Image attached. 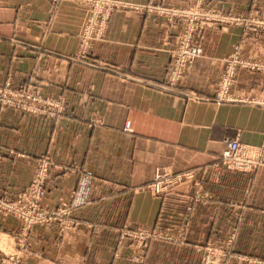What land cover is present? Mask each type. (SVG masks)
Here are the masks:
<instances>
[{
  "label": "crops",
  "instance_id": "obj_1",
  "mask_svg": "<svg viewBox=\"0 0 264 264\" xmlns=\"http://www.w3.org/2000/svg\"><path fill=\"white\" fill-rule=\"evenodd\" d=\"M103 38L78 57L85 8L71 0H0V86H27L61 98L55 118L0 109V196L14 199L34 166L55 164L43 204L72 208L71 226H33L18 244L19 224L0 216V264H190L206 245L233 237L228 264H264V165L252 173L219 164L239 134L264 140V107L215 103L224 60L239 50L264 60V31L238 24L204 31L190 72L166 85L180 24L145 11L199 5L223 16L264 18V0H115ZM264 76L240 71L231 91L253 96ZM129 123L128 132L124 127ZM264 142V141H261ZM160 172L189 174L160 196L146 186ZM125 228L170 236L144 249Z\"/></svg>",
  "mask_w": 264,
  "mask_h": 264
},
{
  "label": "built area",
  "instance_id": "obj_2",
  "mask_svg": "<svg viewBox=\"0 0 264 264\" xmlns=\"http://www.w3.org/2000/svg\"><path fill=\"white\" fill-rule=\"evenodd\" d=\"M56 2L57 0H53ZM85 8V17L78 35V57L83 58L94 41L103 38L110 15L116 10H139L115 0H71ZM145 11L152 12L158 17L165 18L172 27L180 26L177 31L174 47L170 52V63L167 68L166 85L168 88L176 87L190 72L194 61L201 57L202 48L199 40L203 38L204 31L218 26L238 24L252 28L255 32L264 31V18L236 15L223 16L214 9H206L199 5L188 10L163 8L158 5L147 6ZM240 71H248L264 76V60H250L240 55L239 50L224 60V69L216 84L212 100L222 103H247L264 107V88L253 96H242L231 91L236 84ZM64 101L61 98L43 97L31 87H11L9 84L0 86V109H12L27 114L39 115L55 119L64 114ZM129 130V123L124 127ZM264 141L257 134H239L226 142V147L220 155L219 164L226 170L252 173L264 165ZM56 166L51 158L44 156L38 158L34 166L33 175L27 188L20 192L16 198L8 199L0 196V216L13 218L19 224L18 244L22 247L28 243V237L33 226H58L62 234L71 226L72 208L67 203H60L55 207L43 204L46 194V183L50 172ZM190 178L189 174L172 176L160 172L147 184V191L153 196H160L170 188L175 187L182 179ZM122 238L137 242V249H144L153 240H169L166 233L152 228H125ZM233 237L229 238L223 247L221 245L210 247L214 253L212 259H230V248ZM206 249V248H205ZM208 249V248H207ZM206 249V250H207ZM207 258H210L208 256Z\"/></svg>",
  "mask_w": 264,
  "mask_h": 264
},
{
  "label": "rangeland",
  "instance_id": "obj_3",
  "mask_svg": "<svg viewBox=\"0 0 264 264\" xmlns=\"http://www.w3.org/2000/svg\"><path fill=\"white\" fill-rule=\"evenodd\" d=\"M158 6H161L163 8H172V9H176V10H180V11H182V10H188V9L194 7V6H192V7H189V8L178 9V8H173V7H166V6H163V5H158ZM162 233H164V232H162ZM164 241H167V240H164ZM210 247H214V246L211 245ZM210 247L207 246V245L204 247V251H202L203 254H204V256L201 257V259H200L199 262H196V263L191 262L190 264H228L229 263V260L230 259L229 260L228 259L224 260L222 257H220L219 260L212 259L211 256H213L212 253H214V250H212V248H210ZM221 247H223V245H221ZM205 248L206 249L208 248V249L206 250ZM208 256H210V258H207Z\"/></svg>",
  "mask_w": 264,
  "mask_h": 264
},
{
  "label": "bare ground",
  "instance_id": "obj_4",
  "mask_svg": "<svg viewBox=\"0 0 264 264\" xmlns=\"http://www.w3.org/2000/svg\"><path fill=\"white\" fill-rule=\"evenodd\" d=\"M1 245V244H0Z\"/></svg>",
  "mask_w": 264,
  "mask_h": 264
}]
</instances>
